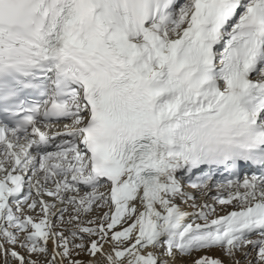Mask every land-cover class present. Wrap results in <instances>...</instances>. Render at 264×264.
<instances>
[{
	"label": "snow or ice",
	"instance_id": "obj_1",
	"mask_svg": "<svg viewBox=\"0 0 264 264\" xmlns=\"http://www.w3.org/2000/svg\"><path fill=\"white\" fill-rule=\"evenodd\" d=\"M185 261L264 264V0H0V264Z\"/></svg>",
	"mask_w": 264,
	"mask_h": 264
},
{
	"label": "rangeland",
	"instance_id": "obj_2",
	"mask_svg": "<svg viewBox=\"0 0 264 264\" xmlns=\"http://www.w3.org/2000/svg\"><path fill=\"white\" fill-rule=\"evenodd\" d=\"M218 208H219V206H218ZM232 209L229 207V208H227V209H225V211H231ZM221 214H224L223 212H221ZM210 255H213V256H219L220 255V253L219 252H212V253H209ZM221 258H223V257H221ZM81 259H84V260H87V257H84V256H82L81 257ZM184 264H187V261H185L184 262ZM225 264H228V262L227 261H225Z\"/></svg>",
	"mask_w": 264,
	"mask_h": 264
}]
</instances>
